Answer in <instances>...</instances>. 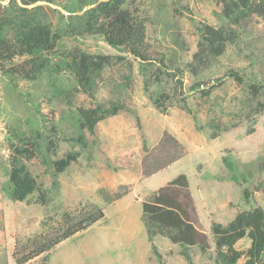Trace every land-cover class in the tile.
<instances>
[{"label":"rangeland","instance_id":"1","mask_svg":"<svg viewBox=\"0 0 264 264\" xmlns=\"http://www.w3.org/2000/svg\"><path fill=\"white\" fill-rule=\"evenodd\" d=\"M132 5L136 13L149 19L146 40L151 57L168 46L181 52L173 42L176 35L181 37L184 89L180 93L174 79L167 77L160 85L151 86V92L165 89L172 95L174 103L165 112L159 111L144 90L134 61L125 95L130 112L109 117L98 124L95 135L86 134L87 148L58 174L59 188L49 191L46 204L9 199L1 189L4 177L0 174V264H16L12 254L16 242L50 232L60 224L64 212L75 214L83 204L88 208L94 204L102 210L103 217L56 245L50 251L49 264H158L141 222V202L181 173L188 179L191 196L182 197V201L206 246L204 250L198 245L190 247L196 264L213 263L212 220L226 223L237 211L254 205L264 207V88L256 97L250 91V85L264 83V19L252 15L232 25L237 37L222 55L194 60L199 37L191 19L216 24V12L221 10L219 0H133ZM165 27L168 29L164 32ZM80 45L93 52L116 53L98 36L84 38ZM230 70L237 71L243 82L237 83L228 76ZM125 71L112 70L108 79L100 81L95 95H80L76 100L90 103L109 98L108 83L119 82ZM195 81L217 86L209 96H202L199 91L189 90ZM19 86L24 93L33 90L26 81ZM9 95L7 83L0 76V153L4 156L9 154L4 140L6 125L21 122L26 130V121L33 119L19 102L21 98L15 93L13 98ZM182 96L197 113L196 124L176 104ZM63 107L62 103L58 106ZM133 113L139 116L146 134V150ZM215 131L218 136L212 137ZM165 132L179 141L183 153L152 172L177 152L161 142ZM58 142L60 157L70 145L60 138ZM223 156L235 164L241 184L230 180L231 172L223 163ZM25 162L41 186L48 189L50 171L36 157ZM241 174L246 176V182ZM243 188L249 190L248 198L243 195ZM155 243L165 264H187L179 254V245L160 235ZM246 245L244 241L238 247Z\"/></svg>","mask_w":264,"mask_h":264},{"label":"trees","instance_id":"2","mask_svg":"<svg viewBox=\"0 0 264 264\" xmlns=\"http://www.w3.org/2000/svg\"><path fill=\"white\" fill-rule=\"evenodd\" d=\"M220 12H216L217 23L194 22L197 31L198 50L194 60L205 55H222L229 42L235 40L232 25H238L252 15L264 19V0H219ZM133 0H0V76L7 83L9 96L13 93L32 115L16 126L6 125L4 140L9 151L0 153V174L4 177L1 189L13 201H29L46 204L48 193L59 188L58 174L76 161L81 150L88 146L86 134L95 135L98 124L122 112H130L126 104L134 61L142 77L143 88L149 93L152 104L161 112L172 105V95L165 89L151 92V86L160 85L164 78L174 79L175 89H184V69L180 57L184 50L181 37L176 35L172 46L166 47L156 57H151L150 45L146 40L149 19L136 13ZM156 6V5H155ZM157 12V11H156ZM168 28H164V32ZM98 36L116 50V53L93 52L80 45L82 39ZM131 58V59H130ZM126 69L119 82H109L110 97L82 103L76 97H92L100 81L108 79L112 70ZM228 76L242 83V76L235 70ZM220 79H217L219 81ZM31 83L32 91H19V83ZM217 85L195 81L190 91H199L209 96ZM262 85H250L256 97ZM176 104L197 123L198 116L186 96ZM60 103L63 108H58ZM134 114V113H133ZM139 134L146 150V134L139 116L134 114ZM67 130V132H66ZM62 133L63 136H59ZM67 133V134H66ZM218 136L213 132L212 137ZM69 143L64 155H58L59 142ZM161 142L177 152L166 163L154 167L152 172L178 159L183 147L170 133L165 132ZM80 150H76L75 146ZM38 160L51 173L52 181L44 189L31 173L25 159ZM223 163L231 172L230 180L241 184L234 171L235 164L227 156ZM246 182V176L241 174ZM248 198L249 190L243 188ZM191 199L189 182L185 174H178L166 185L154 190L141 202V222L158 264H165L155 243L157 235L179 245V254L187 264H196L190 247L198 245L204 250L201 234L190 218L182 201ZM103 212L94 204L73 214L64 212L60 224L48 233H39L25 241L16 242L13 258L16 264H49L50 251L65 239L84 230L98 219ZM210 234L213 238L212 264H264V207L254 205L237 211L226 223L212 220ZM247 242L239 248L240 242Z\"/></svg>","mask_w":264,"mask_h":264},{"label":"crops","instance_id":"3","mask_svg":"<svg viewBox=\"0 0 264 264\" xmlns=\"http://www.w3.org/2000/svg\"><path fill=\"white\" fill-rule=\"evenodd\" d=\"M155 239H156V237H155ZM140 256V254H138L136 257H139ZM167 263V262H166Z\"/></svg>","mask_w":264,"mask_h":264}]
</instances>
